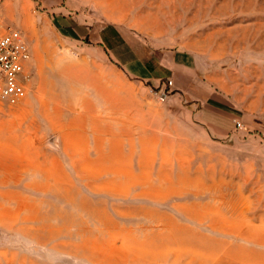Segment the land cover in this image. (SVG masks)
<instances>
[{
    "label": "rangeland",
    "instance_id": "1",
    "mask_svg": "<svg viewBox=\"0 0 264 264\" xmlns=\"http://www.w3.org/2000/svg\"><path fill=\"white\" fill-rule=\"evenodd\" d=\"M30 50L0 99V264H264V0H0ZM118 28L131 76L93 40ZM170 80V84H169Z\"/></svg>",
    "mask_w": 264,
    "mask_h": 264
},
{
    "label": "crops",
    "instance_id": "2",
    "mask_svg": "<svg viewBox=\"0 0 264 264\" xmlns=\"http://www.w3.org/2000/svg\"><path fill=\"white\" fill-rule=\"evenodd\" d=\"M93 40L104 46L110 56L128 74L141 79L152 80L157 84L160 83L161 78L169 74L174 76V72L179 73L189 67L186 58L180 55L178 51L168 55L171 69L160 66V61H150L139 51V47L129 41L115 26L104 25L93 35Z\"/></svg>",
    "mask_w": 264,
    "mask_h": 264
},
{
    "label": "built area",
    "instance_id": "3",
    "mask_svg": "<svg viewBox=\"0 0 264 264\" xmlns=\"http://www.w3.org/2000/svg\"><path fill=\"white\" fill-rule=\"evenodd\" d=\"M30 57L28 44L20 29L1 27L0 16V99L8 104H17L26 95Z\"/></svg>",
    "mask_w": 264,
    "mask_h": 264
}]
</instances>
